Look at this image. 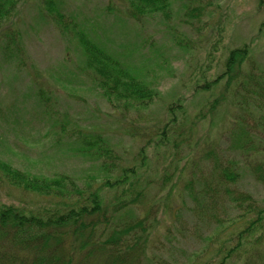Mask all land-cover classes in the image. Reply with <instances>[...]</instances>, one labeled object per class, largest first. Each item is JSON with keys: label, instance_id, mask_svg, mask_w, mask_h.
<instances>
[{"label": "rangeland", "instance_id": "374dc122", "mask_svg": "<svg viewBox=\"0 0 264 264\" xmlns=\"http://www.w3.org/2000/svg\"><path fill=\"white\" fill-rule=\"evenodd\" d=\"M57 1L78 28L106 43L122 60L149 69L148 77L161 94L140 109L125 110L108 103L84 69L73 33L61 29L40 0H22L0 32V47L8 28L20 31L24 46L23 54L15 59L0 48V159L46 174L97 175V161L81 156L74 146L77 132L102 133L125 165L140 169L148 182L150 201L161 204L152 227L150 257L156 252L187 260L206 245L208 252L197 264L209 259L218 264L229 247L236 249L226 264H264V220L240 236L256 212L228 197L211 205L202 188L210 182L206 178L215 160L209 161L206 150L215 148L221 161H239L240 189L253 194L264 207V182L250 174L242 151L230 147L240 117L251 125H257L258 117L231 102L212 111L208 104L218 90L196 87L198 80H211L223 70L228 48L245 42L264 70V8L258 0H206L209 13L194 25L181 21L180 14L168 23L160 18L135 21L126 14L123 0ZM179 37L186 39L187 49L176 44ZM178 98L184 105L181 111ZM172 102L179 127L169 131V140H162L156 129L169 120L166 110ZM203 113L206 117L199 119ZM62 123L66 131L58 137ZM260 151L249 157L264 163V142ZM169 173L175 176L166 180ZM191 178L193 184L181 189ZM1 203L38 208L46 199L10 186L0 174Z\"/></svg>", "mask_w": 264, "mask_h": 264}, {"label": "trees", "instance_id": "16d2710c", "mask_svg": "<svg viewBox=\"0 0 264 264\" xmlns=\"http://www.w3.org/2000/svg\"><path fill=\"white\" fill-rule=\"evenodd\" d=\"M40 1L61 29L73 33L84 58L81 61L83 67L93 76L95 86L108 103L125 110L140 109L160 96V88L148 77L149 69L145 71L144 66L122 60L117 51L78 28L77 22L66 17L57 0ZM123 1L126 14L135 21L160 18L168 23L174 14H180L181 21L194 25L195 21L203 22L210 9L206 0ZM21 2L0 0V32ZM258 5L264 8V0H258ZM3 32L0 48L4 55L12 59L20 57L24 52L20 31L8 28ZM185 41L179 37L176 44L187 49L188 42ZM259 63L249 43L233 46L227 50L223 70L211 80H198L196 87L204 91L218 90L208 104L212 111L231 102L237 109L257 115V125H251L246 118L240 117L237 122L239 131L230 137V147L234 151H242L250 174L264 182V163L252 159L255 153L261 152V143L264 142L260 133L264 126V70ZM176 100H179L177 106L181 107L180 111L183 110L181 98ZM174 104L172 102L166 110L169 120L156 129L162 140H169V131L178 130L179 117ZM204 117V113L200 114L199 119ZM63 125L60 124L56 132L58 137L66 131ZM178 134L184 135L182 131ZM76 135L75 152L97 161V175L77 177L66 171L46 174L0 159V174L4 182L46 199V203L38 208L0 204V264H197V259L208 252V246L187 260L171 259V256L156 252L151 257L148 255L153 244L150 238L152 227L158 220L161 205L150 201L148 182L137 166L124 164L102 133L77 132ZM181 140H177V147ZM145 149L144 158L147 157ZM206 157L209 161L215 159L210 176L206 178L214 183L205 182L202 187L208 194L209 204L213 205L220 197H228L232 203L238 206L246 203L249 210L256 212L257 217L247 222L240 236L261 225L264 207L257 204L253 194L240 189L243 172L239 161L236 158L221 161L215 148L207 149ZM203 159L205 161V157ZM171 175L174 174H166V180ZM193 178L181 189L192 185ZM176 209L179 211L178 207ZM221 225L228 228L224 223ZM235 249L229 247L218 264H226ZM211 261L209 259L205 264H212Z\"/></svg>", "mask_w": 264, "mask_h": 264}]
</instances>
